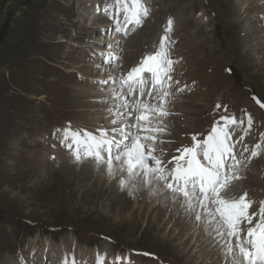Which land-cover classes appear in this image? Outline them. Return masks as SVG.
Segmentation results:
<instances>
[{"label":"rangeland","instance_id":"obj_1","mask_svg":"<svg viewBox=\"0 0 264 264\" xmlns=\"http://www.w3.org/2000/svg\"><path fill=\"white\" fill-rule=\"evenodd\" d=\"M113 2L0 0V264H63L65 256L96 264L102 248L111 250L106 264L120 257L125 264H216L211 249L186 241L190 222L181 224L180 213L169 221L183 205L165 209L159 201L164 194L155 191L143 209L139 197L147 186L140 179H128L124 191L121 182L128 177L106 176V168L91 160L77 163L63 134L69 127L111 132L116 125L109 110L118 103V85L111 82L157 51L167 34L175 95L157 155L172 160L193 145V136L203 140L221 116L251 115L252 131L236 148L248 147L240 158L249 159L264 137V108L257 103H264V0H145L150 14L127 35L115 31L104 11ZM169 20L172 31L166 33ZM101 53L119 59L105 64ZM54 94L60 102L53 103ZM241 175L231 194L248 193L258 211L264 146Z\"/></svg>","mask_w":264,"mask_h":264},{"label":"snow or ice","instance_id":"obj_2","mask_svg":"<svg viewBox=\"0 0 264 264\" xmlns=\"http://www.w3.org/2000/svg\"><path fill=\"white\" fill-rule=\"evenodd\" d=\"M104 11L117 25L115 31L123 35H127L132 26L142 27L150 14L145 0H114L112 7ZM121 18L123 25L128 27L121 25ZM171 31L172 21L169 20L165 32ZM170 46L169 35L162 36L157 51L148 54L125 76L111 82L118 85L113 90V99L118 103L109 110L111 124L116 125L111 132L103 130L96 135L73 131L69 127L63 134L62 144L77 163L91 160L97 166L105 167L110 177L115 178L119 172L125 173L130 180L140 179L148 187L159 184L179 199L188 213H196L198 222H207L213 231L226 238L225 255L231 257L229 264H264V202L254 212L256 202L248 193L239 197L231 194L235 182L243 178V169L259 157L264 146V137H261V143L255 145L246 160L240 157L249 153V148L245 147L241 152L236 150L252 131L251 115L241 118L221 116L203 140L193 136V145L177 150L178 154L172 160L164 161L161 158L163 152L157 155L156 146L164 143L161 137L168 135L166 121L173 114L170 105L175 95L171 91L174 62L169 56ZM100 55L105 64L119 59L110 53ZM130 97L135 99L130 100ZM257 103L264 108V103L259 100ZM227 111L225 108L224 112ZM126 120L131 123L125 124ZM240 128H245V132L233 139ZM128 183L129 180L122 181L121 187H127ZM198 209L203 210L206 221L202 220ZM106 261V254H97V264H106ZM63 264L78 262L75 256H65ZM113 264H125V260L114 258Z\"/></svg>","mask_w":264,"mask_h":264},{"label":"bare ground","instance_id":"obj_3","mask_svg":"<svg viewBox=\"0 0 264 264\" xmlns=\"http://www.w3.org/2000/svg\"><path fill=\"white\" fill-rule=\"evenodd\" d=\"M86 46H90V45H86ZM100 172H102V171H100ZM103 174H105L106 176H109L107 174V171H105V173H103ZM116 176H117V179H121V178L124 179V178L127 177V175L125 173H119V172L117 173ZM128 179H130V178H126L125 180H128ZM129 185H130V182L128 183L127 187H125L124 191L125 190L127 191V188L130 187ZM139 185L142 186V187L143 186H147V185H142L140 183H139ZM155 191H158V192H160V193H162L164 195H167V194L171 195L167 191L163 190V188L160 187V185L159 184H156V183H154L151 187H148V186L147 187H144V189L141 190V192L139 191L141 193L140 194L141 197H139V202L141 203V202L144 201V203H146L145 206L143 207V209H145L148 206L147 204H149V202L147 203L144 198H147V201L151 200L150 196H153L152 194ZM144 195H145V197H144ZM164 195H163V197L159 201H161L164 204L163 206H164L165 209L172 207L171 205H174V204H176L179 208L182 207V203H181L180 200L174 198L172 195L171 196H169V195L164 196ZM136 199H137V197H136ZM157 207H158V205L157 206H152L151 209L154 211ZM183 210H185V207L184 208H181L180 210L177 209L175 212L171 213L169 215V219H171V220H169V221L170 222H173L175 219H177V213H180V218H181L180 220L184 219V220L181 221V224H186L185 222H187V223L190 222L191 223V224H189V227H188V229L185 232L186 235L188 236V238L186 239V241L187 240H191L190 246H193V248L196 247V249H197L198 246H202L198 250H201V249L202 250L211 249L210 252H209V254L210 253H212V255H215L216 254V258H215V263L216 264H223V263L224 264H229V262L231 260V257L225 255L226 250H227L226 249L227 247L225 248V247L222 246L223 247L222 248L221 247L222 243L219 244L220 241H223L222 239L218 240L221 236H219L215 231H213L212 228H211V226L207 222H203V223L202 222H198L195 219L196 213H186ZM198 213L201 215L202 220L206 221L207 218L204 216L203 210L202 209H198ZM162 214H163V212L161 213V215ZM192 217H193V219H191ZM198 223H199V225H198ZM206 224H207V226H205ZM204 226L206 227L205 229H204ZM215 241H216V243H215ZM225 246H227V245H225ZM107 247H109V246H107ZM216 250L218 251L217 253H216ZM102 254H106L107 257H109L111 255V250L106 251L105 249L102 248ZM186 254H187V252H186ZM222 255H224L223 258H221Z\"/></svg>","mask_w":264,"mask_h":264},{"label":"trees","instance_id":"obj_4","mask_svg":"<svg viewBox=\"0 0 264 264\" xmlns=\"http://www.w3.org/2000/svg\"><path fill=\"white\" fill-rule=\"evenodd\" d=\"M46 67V66H45ZM47 70H49L50 71V69L49 68H46ZM51 97H50V99H52L53 100V103H55V102H60L61 101V98H60V96H58L57 94H54V95H50ZM23 223H21V222H18L20 225H22V224H27L26 222H24V221H22ZM27 226V225H26ZM32 228V227H31ZM100 236H101V238L103 237V235L102 234H100Z\"/></svg>","mask_w":264,"mask_h":264}]
</instances>
